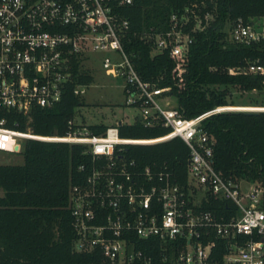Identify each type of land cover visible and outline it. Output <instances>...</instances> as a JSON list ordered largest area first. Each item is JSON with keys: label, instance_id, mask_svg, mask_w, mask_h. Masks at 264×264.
I'll return each mask as SVG.
<instances>
[{"label": "built area", "instance_id": "1", "mask_svg": "<svg viewBox=\"0 0 264 264\" xmlns=\"http://www.w3.org/2000/svg\"><path fill=\"white\" fill-rule=\"evenodd\" d=\"M134 1L0 0V109L28 116L34 107L48 108L80 72L93 76L99 64L106 76L123 80L125 101L140 109L145 127L159 124L170 131L123 138L118 122L95 135L72 118L65 135L41 136L7 128L3 117L0 151L20 153L26 139L84 146L89 160L78 169L86 176L68 195L74 251L99 252L105 264H264V187L223 177L214 166V140L202 125L223 106L185 117L173 92L185 85L194 33L204 31L214 13L191 3L170 14L166 30L140 34L152 42L151 55L167 51L174 62L173 85L162 87L144 80L125 50V8ZM223 29L228 42L259 44L264 51V15L226 20ZM226 72L263 76L264 84V58ZM89 84H76L73 93L81 97ZM175 137L189 149L185 184L126 157V145ZM210 199L229 206L222 214L204 209Z\"/></svg>", "mask_w": 264, "mask_h": 264}, {"label": "trees", "instance_id": "2", "mask_svg": "<svg viewBox=\"0 0 264 264\" xmlns=\"http://www.w3.org/2000/svg\"><path fill=\"white\" fill-rule=\"evenodd\" d=\"M191 3L211 11L215 18L204 31L194 33L185 85L179 91L173 87L180 110L189 118L215 107L233 106L228 101L230 87L241 91L264 88L263 76L226 72V68L247 59H263L262 45L230 43L223 29L226 20L264 15V0H135L125 8L130 29L124 46L132 54L141 77L162 87L173 85L170 73L174 62L167 51L151 55L152 42L140 34L166 30L170 14ZM92 80L90 74L82 71L54 105L34 107L28 116L0 109V118H6L5 126L10 129L30 130L41 136L65 135L68 121L81 104L73 88ZM202 125L214 140L215 169L227 179L259 182L264 187V111H223L208 116ZM107 127L91 125L88 129L99 135ZM118 130L123 138L150 139L167 134L170 128L159 124L145 127L137 119L132 124L120 123ZM125 147L127 159L134 160L140 168L148 166L154 173H167L172 182L186 183L189 149L182 139ZM83 148L80 144L26 139L19 153L23 163L0 165V264H105L99 252L73 250L68 195L70 186L86 176L78 169L89 160ZM225 206L229 203L210 199L203 208L222 214Z\"/></svg>", "mask_w": 264, "mask_h": 264}, {"label": "rangeland", "instance_id": "3", "mask_svg": "<svg viewBox=\"0 0 264 264\" xmlns=\"http://www.w3.org/2000/svg\"><path fill=\"white\" fill-rule=\"evenodd\" d=\"M92 82L85 88L80 97L81 104L76 108L74 121L84 129L91 125L114 126L118 122L132 124L140 114L138 107L128 105L121 85L122 79H112L103 73L96 64ZM222 89L223 87H219ZM228 101L233 103L225 111H262L264 109V88L262 90L241 91L230 87ZM229 106V105H228ZM23 157L19 153L0 151V165L22 164ZM3 190L0 188V196Z\"/></svg>", "mask_w": 264, "mask_h": 264}, {"label": "water", "instance_id": "4", "mask_svg": "<svg viewBox=\"0 0 264 264\" xmlns=\"http://www.w3.org/2000/svg\"><path fill=\"white\" fill-rule=\"evenodd\" d=\"M246 114H255V113H257V111H244ZM139 118H140V116H139ZM121 123V122H120Z\"/></svg>", "mask_w": 264, "mask_h": 264}, {"label": "bare ground", "instance_id": "5", "mask_svg": "<svg viewBox=\"0 0 264 264\" xmlns=\"http://www.w3.org/2000/svg\"><path fill=\"white\" fill-rule=\"evenodd\" d=\"M229 107H230V106H229ZM229 107H221L220 109H221V110H229V109H228ZM262 109H264V108H262Z\"/></svg>", "mask_w": 264, "mask_h": 264}]
</instances>
